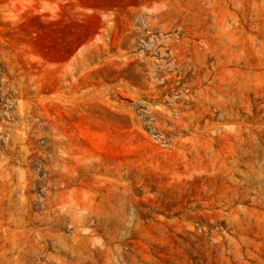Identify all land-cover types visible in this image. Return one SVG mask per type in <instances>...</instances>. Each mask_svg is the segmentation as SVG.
<instances>
[{
  "label": "rangeland",
  "instance_id": "rangeland-1",
  "mask_svg": "<svg viewBox=\"0 0 264 264\" xmlns=\"http://www.w3.org/2000/svg\"><path fill=\"white\" fill-rule=\"evenodd\" d=\"M0 264H264V0H0Z\"/></svg>",
  "mask_w": 264,
  "mask_h": 264
}]
</instances>
